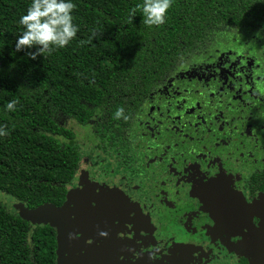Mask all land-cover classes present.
<instances>
[{"label":"flooded vegetation","instance_id":"obj_1","mask_svg":"<svg viewBox=\"0 0 264 264\" xmlns=\"http://www.w3.org/2000/svg\"><path fill=\"white\" fill-rule=\"evenodd\" d=\"M124 120L65 119L79 156L65 200L112 197L118 255L264 264V31L229 28L171 58Z\"/></svg>","mask_w":264,"mask_h":264},{"label":"trees","instance_id":"obj_2","mask_svg":"<svg viewBox=\"0 0 264 264\" xmlns=\"http://www.w3.org/2000/svg\"><path fill=\"white\" fill-rule=\"evenodd\" d=\"M30 2L0 0V192L28 209L65 200L79 161L65 119L119 124L171 58L229 28L264 31L262 0H172L165 23L151 27L135 8L141 0H72L76 36L33 59L35 48L15 49ZM56 251L55 228L32 225L0 201V264H57Z\"/></svg>","mask_w":264,"mask_h":264},{"label":"water","instance_id":"obj_3","mask_svg":"<svg viewBox=\"0 0 264 264\" xmlns=\"http://www.w3.org/2000/svg\"><path fill=\"white\" fill-rule=\"evenodd\" d=\"M93 193L94 190H89L86 199L70 192L61 206L46 203L35 209H28L10 196L2 202L7 200L3 202L7 210L32 225H48L56 229L57 264H139L125 262L117 253L128 246L125 247L108 230L110 214L105 204H114L112 197L100 192L94 206L88 199L95 197Z\"/></svg>","mask_w":264,"mask_h":264},{"label":"clouds","instance_id":"obj_4","mask_svg":"<svg viewBox=\"0 0 264 264\" xmlns=\"http://www.w3.org/2000/svg\"><path fill=\"white\" fill-rule=\"evenodd\" d=\"M264 2V0H262ZM172 0H141L135 5L140 10L145 26H159L165 23L167 10ZM72 0H31L18 18L22 31L15 40V49L35 48L28 52L31 58L50 52L53 48H63L76 36L77 26L72 22ZM15 101L4 104L5 112L14 109ZM123 109L117 108L114 115L121 117ZM127 119V117H124Z\"/></svg>","mask_w":264,"mask_h":264},{"label":"rangeland","instance_id":"obj_5","mask_svg":"<svg viewBox=\"0 0 264 264\" xmlns=\"http://www.w3.org/2000/svg\"><path fill=\"white\" fill-rule=\"evenodd\" d=\"M8 195L3 193V192H0V201L4 200L5 198H7ZM7 200L3 201V202H6Z\"/></svg>","mask_w":264,"mask_h":264}]
</instances>
